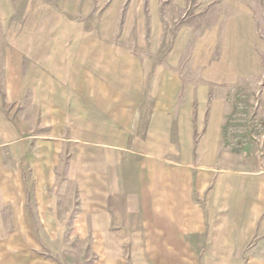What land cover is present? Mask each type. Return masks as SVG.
<instances>
[{
    "label": "rangeland",
    "instance_id": "374dc122",
    "mask_svg": "<svg viewBox=\"0 0 264 264\" xmlns=\"http://www.w3.org/2000/svg\"><path fill=\"white\" fill-rule=\"evenodd\" d=\"M263 244L264 0H0V264H264Z\"/></svg>",
    "mask_w": 264,
    "mask_h": 264
},
{
    "label": "crops",
    "instance_id": "0c3cea01",
    "mask_svg": "<svg viewBox=\"0 0 264 264\" xmlns=\"http://www.w3.org/2000/svg\"><path fill=\"white\" fill-rule=\"evenodd\" d=\"M224 113V112H223ZM240 113H242L241 111H238V114H240ZM245 113V112H244ZM223 122H224V119H223ZM225 125H223L222 123H221V125H220V128H221V130H223L222 129V127H224ZM227 130H229V128L227 127ZM245 130H247L246 128H245ZM248 132H250V130L248 131ZM248 139V138H247ZM247 139L246 138H244V139H242V140H240V141H242V142H244V147L241 149V153H242V155L240 156L241 157V159H243V156H244V158L246 157V158H248V156H251V154H252V149L251 150H247V145H248V142H247ZM223 145H225L224 143H222ZM216 145H217V147H219V145L216 143ZM250 145V144H249ZM240 148H241V146H240ZM229 154V152L228 151H226V152H224V153H221V154H223V155H225V154ZM216 161H220V159H216ZM222 162H224V160H222ZM229 163V162H228ZM223 170L221 171V170H219V172L221 171V172H224V171H230V169L229 170H225V168H227V167H225V166H223ZM205 173V172H204ZM191 177H192V175H191ZM38 196H39V194H37V200H36V202H37V209H38V213H37V221H38V224L39 225H42V226H51V225H53L54 224V220H58V218H57V215L56 214H54V213H50L48 210H49V208H47L46 206H41L42 204H43V200L42 199H39L38 198ZM40 201V202H39ZM66 209V210H65ZM97 209H95L94 211H96ZM60 214H65V220H68V221H64L65 223H67V222H69V224L70 225H73V226H86L87 225V217H88V215L90 214V208H88L87 206H82V207H79L78 205H71V206H69V207H63L62 208V212L60 213ZM97 215V214H96ZM100 215H102L103 216V220L104 221H106V220H108V224H110V225H112V220H115V219H120V215L119 216H116V214L115 213H111V210L110 209H107V210H105V209H103L102 210V214H100ZM23 216L24 217H26V219L25 218H22L23 220H29V219H27V215L25 214V213H23ZM54 217V218H52V217ZM60 216V215H59ZM115 217V218H114ZM175 219V218H174ZM173 219V220H174ZM63 220H64V218H63ZM62 222V221H61ZM64 222H62L61 224H63V225H65V223ZM177 223H179V225H181L182 226V223L181 222H177ZM156 226V225H155ZM148 233H149V237L151 238V236H154V237H158V240L160 241V238H163L165 235H164V233H161V232H153L152 234L148 231ZM155 233V234H154ZM164 235V236H163ZM159 236H162V237H159ZM166 237V236H165ZM159 245H161V244H159ZM263 247H264V244L262 245ZM162 251H163V248H162ZM261 254H259L260 255V257L261 258H264V251H261L260 252ZM169 257V256H168Z\"/></svg>",
    "mask_w": 264,
    "mask_h": 264
}]
</instances>
